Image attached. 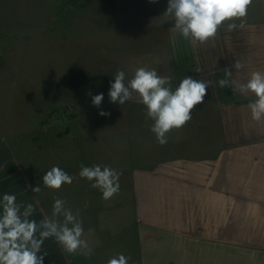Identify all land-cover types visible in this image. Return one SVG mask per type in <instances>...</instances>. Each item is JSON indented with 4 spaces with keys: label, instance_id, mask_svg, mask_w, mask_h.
<instances>
[{
    "label": "crops",
    "instance_id": "0c3cea01",
    "mask_svg": "<svg viewBox=\"0 0 264 264\" xmlns=\"http://www.w3.org/2000/svg\"><path fill=\"white\" fill-rule=\"evenodd\" d=\"M167 4L76 1L79 8L93 5L95 15H63L61 23L91 20L97 26V94L104 99L94 124L69 128L63 117L61 130L49 137L43 128L32 131L29 166L0 130V216L7 193L16 196L21 219L36 221L38 239L45 218L64 223L63 214L52 215L54 199L82 221L88 247L67 254L50 237L38 253L44 264H106L118 254L128 264H264V118H251L256 97L237 89L253 71L264 72V0H252L246 17L225 21L204 44L174 29L173 18L163 15ZM229 23L237 27L229 30ZM139 67L170 77L173 90L187 76L208 84L192 119L168 132L164 145L135 92L124 105L109 100L117 70L130 80ZM222 79L232 86L221 87ZM82 164L120 173L118 194L103 199L94 181L79 176ZM53 166L73 182L47 188L43 175ZM28 204L34 211L24 217Z\"/></svg>",
    "mask_w": 264,
    "mask_h": 264
},
{
    "label": "clouds",
    "instance_id": "9594fccd",
    "mask_svg": "<svg viewBox=\"0 0 264 264\" xmlns=\"http://www.w3.org/2000/svg\"><path fill=\"white\" fill-rule=\"evenodd\" d=\"M150 2L155 3L157 0ZM251 4L252 0H168L163 15L173 18L174 29L185 39L190 38L194 44H204L216 37L218 29L225 21L246 17ZM236 27L235 23L228 24L229 30ZM242 67L243 65L237 61L235 68L239 70ZM170 83V77L160 76L154 69L139 67L130 80L121 69L114 75L108 96L111 103L124 105L132 99V93L135 92L146 108V117L153 121L151 132L155 134L157 142L164 145L167 143L168 132L182 128L192 119L190 113L196 105L203 102L208 87L204 81L194 80L190 76L180 80L174 90L167 86ZM219 83L221 87L232 86L226 79L220 80ZM237 89L242 93L251 92L256 97L254 102L249 104L251 118L254 121L264 118V72L253 71L247 82L238 85ZM103 99V93L96 94L92 97V103L99 107ZM100 115L107 116L110 113L101 111ZM79 176L94 181L91 186L99 189L105 200L111 199L120 190V173L108 166L88 167L82 164ZM72 182L73 177L58 166H53L43 175L44 185L52 190H59L64 184ZM33 191L39 192L40 188H34ZM2 201L0 264H44V256L38 253L44 240L50 237H55L56 242L67 254H74L79 249L88 247L87 241L81 238L84 235L82 221L77 219L71 209L64 207V200L54 199L52 206V215L63 214L64 223L59 224L55 220L45 218L39 225L44 229L39 232V239L36 238L38 230L36 221L21 219L16 196L5 193ZM33 211V205L28 204L24 217H28ZM106 264H128V258L118 254L110 258Z\"/></svg>",
    "mask_w": 264,
    "mask_h": 264
},
{
    "label": "rangeland",
    "instance_id": "374dc122",
    "mask_svg": "<svg viewBox=\"0 0 264 264\" xmlns=\"http://www.w3.org/2000/svg\"><path fill=\"white\" fill-rule=\"evenodd\" d=\"M76 1L0 0V130L27 166L32 131L43 128L49 137L63 117L69 128L95 122L97 26L61 23L63 15H95L93 5L79 8Z\"/></svg>",
    "mask_w": 264,
    "mask_h": 264
}]
</instances>
